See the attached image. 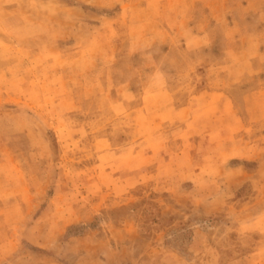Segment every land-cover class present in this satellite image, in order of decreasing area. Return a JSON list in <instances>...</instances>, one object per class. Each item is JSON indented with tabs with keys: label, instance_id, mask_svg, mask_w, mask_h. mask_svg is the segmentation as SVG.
Wrapping results in <instances>:
<instances>
[{
	"label": "rangeland",
	"instance_id": "obj_1",
	"mask_svg": "<svg viewBox=\"0 0 264 264\" xmlns=\"http://www.w3.org/2000/svg\"><path fill=\"white\" fill-rule=\"evenodd\" d=\"M0 264H264V0H0Z\"/></svg>",
	"mask_w": 264,
	"mask_h": 264
}]
</instances>
